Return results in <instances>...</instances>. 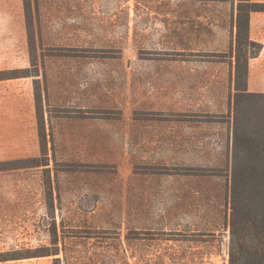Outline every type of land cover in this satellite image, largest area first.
I'll return each mask as SVG.
<instances>
[{
	"label": "rangeland",
	"instance_id": "1",
	"mask_svg": "<svg viewBox=\"0 0 264 264\" xmlns=\"http://www.w3.org/2000/svg\"><path fill=\"white\" fill-rule=\"evenodd\" d=\"M18 2L32 79L17 126L0 112V264H52L32 253L53 224L63 264H229L237 0Z\"/></svg>",
	"mask_w": 264,
	"mask_h": 264
},
{
	"label": "trees",
	"instance_id": "2",
	"mask_svg": "<svg viewBox=\"0 0 264 264\" xmlns=\"http://www.w3.org/2000/svg\"><path fill=\"white\" fill-rule=\"evenodd\" d=\"M254 13H264V4L237 0L234 68L236 79L243 83L236 85L234 96L229 264H264V94L247 91L248 62L261 50V45L249 38V20ZM250 47L253 48L252 53L247 51ZM27 73L28 70H18L3 73L0 77L4 80L28 78ZM39 98L36 91V111ZM38 135L41 141V130ZM56 230L53 224L51 247L34 251V258L53 257L52 264L65 263V259L58 258L63 252L58 247ZM19 259L23 258L12 260ZM3 261L8 259H0Z\"/></svg>",
	"mask_w": 264,
	"mask_h": 264
},
{
	"label": "crops",
	"instance_id": "3",
	"mask_svg": "<svg viewBox=\"0 0 264 264\" xmlns=\"http://www.w3.org/2000/svg\"><path fill=\"white\" fill-rule=\"evenodd\" d=\"M2 0H0V75L7 72L27 70L32 68L31 62H24L20 64L19 54V2L15 0V15L12 18H16V30H10V37L7 39L6 45H4V29H3V12L1 9ZM249 38L251 41L257 42L261 45V50L257 57L252 58L248 62V74H247V91L254 94H264V17H250L249 20ZM30 58V56H28ZM27 60V58H26ZM29 63V64H28ZM29 78L20 79H3L0 77V112L4 111L7 114H14V124L17 126L19 110H20V94L18 90V84L20 80H29ZM14 87V88H13ZM28 104V105H27ZM26 105L31 108L32 114H34L35 102L34 95L27 96ZM0 117L2 118L1 114ZM32 129L34 130V117L32 119ZM11 119V125H12ZM17 134V132H15Z\"/></svg>",
	"mask_w": 264,
	"mask_h": 264
}]
</instances>
